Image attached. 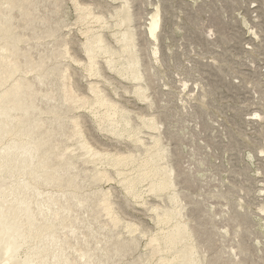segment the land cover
Instances as JSON below:
<instances>
[{
	"label": "bare ground",
	"instance_id": "6f19581e",
	"mask_svg": "<svg viewBox=\"0 0 264 264\" xmlns=\"http://www.w3.org/2000/svg\"><path fill=\"white\" fill-rule=\"evenodd\" d=\"M137 1L104 0L101 4H88L84 0H0V112H6L0 114V229L7 220L12 222L10 227L7 225L9 228L0 230V264H122L140 247L143 238L148 240L145 257L132 264L146 261L148 264L155 261L157 264H217L213 248L215 244L225 243L222 239L226 240L227 235L230 239L228 252L224 253L226 263L252 264L243 257V252L252 244L243 242L246 224L242 223L243 214L237 210L242 205L236 203V209L230 207L227 196L224 197L227 191L222 192L211 181L202 180L198 185L197 167L208 166L209 161L206 147L198 144L203 128L198 132L200 136L187 125L180 129L191 130L189 137L185 134L188 137L185 144L191 145L194 151H190L200 157L196 161L202 165L191 162L189 155L182 157L181 151L177 156L181 155L182 160L175 162L178 149L174 151L176 142L169 139L174 133L168 134L165 122L157 116L160 111L144 112L145 108L153 110L159 102L169 103L163 99L169 94L160 90L162 85L159 86L157 79L168 58L160 44L165 18L160 6L162 1L150 0L151 5H156L151 13L143 0H139V5ZM69 2L78 13L74 25L69 22L68 25L65 19L69 15ZM52 4L53 9H49ZM241 19L248 28L247 20ZM212 20L216 31L212 29L209 36L201 34L205 43L217 42L218 35L231 42L235 38L231 32L239 33L226 25L221 16ZM75 25L83 38L71 29ZM250 27L251 36H245L252 42V37H259V33L252 24ZM77 44L81 46L80 54L72 47ZM28 56L27 65L21 58L28 59ZM197 64L202 67L203 63ZM26 66L33 70L24 72ZM205 66L212 68V64ZM182 68L190 69L188 65ZM37 69L50 71L45 74L51 82L38 86L31 77ZM188 84L179 87L173 84V88L180 95L187 91L192 95L199 93L198 87ZM24 91L32 105L27 107L33 110L29 113L32 119L24 117V110L16 106ZM121 92L135 96L145 105H137L133 97L126 98ZM39 96L48 99L50 104L53 102V111L46 110L49 104ZM180 99L187 106L174 103L180 111L176 113L179 118L184 116L181 109L189 113L194 108L192 97ZM85 111L96 131L104 137L107 134L127 140L136 147H144V152L124 154L117 148L111 149L96 132L91 135ZM48 114L53 117L46 119L44 116ZM262 120L264 114L259 113L245 123L253 126ZM199 126L200 123L196 127ZM170 140L175 142L173 146ZM45 144L50 148L41 155ZM74 155L80 160L71 161ZM255 158L260 163L264 159ZM111 168L117 176L113 177ZM110 183L124 187L127 205L133 211L137 210L133 205L149 207L158 230L128 214L113 199L118 192L113 184L108 191L101 188L102 184ZM98 185L100 189L93 195L84 193L87 186ZM195 185L201 188L199 191L203 190V201L188 192ZM78 186L79 192L83 191L78 194L90 210L78 208L74 196ZM211 188L218 190L213 192ZM100 197L103 210L95 204ZM151 197L165 204H157ZM215 199L227 201L219 203L225 209L215 211L222 224L217 226V232L213 229L214 222L218 225V221L213 219L209 208L216 204L212 202ZM259 199L260 196L256 198ZM201 204L206 216L196 215L201 211ZM260 212L264 213L263 206ZM249 228L246 229L249 231ZM5 234L9 238L7 243ZM259 261L262 257L257 256L255 264Z\"/></svg>",
	"mask_w": 264,
	"mask_h": 264
},
{
	"label": "rangeland",
	"instance_id": "374dc122",
	"mask_svg": "<svg viewBox=\"0 0 264 264\" xmlns=\"http://www.w3.org/2000/svg\"><path fill=\"white\" fill-rule=\"evenodd\" d=\"M84 1L89 2L88 4H101L104 2V0ZM141 1L138 0L137 5L141 4ZM143 1L145 2V4L143 3V5L146 7L149 13L156 9V5H151L152 0ZM161 1L162 4H160V6L162 8V11L164 10L163 17L165 16V18L164 22H162L163 29L161 28L162 31L160 35V44L165 54H167L166 56L168 58V61L167 63L165 62L164 67H162L161 69V73L158 75L159 78L162 77L163 79H157L159 80V86L162 85L160 87V90L166 91L165 93L169 94L168 97L163 98L164 100L168 99L169 103L159 102L158 106L153 110L145 108L144 112H146L147 114H157L160 111L159 114H161H157V116H160L159 118L163 119V121L165 122V128L169 130L168 134L174 133L173 136L169 135V139H173V141L176 142L175 143L170 140L172 146L175 143V146H173V148L175 147L174 151L178 149V151H175V153H177L175 162H180L182 160L180 158L181 155L177 156L180 154L178 152L181 151L182 157H188L189 155L188 159L190 158L189 160L191 162H195L197 166L202 165L196 161L200 157L191 152L194 151L193 149H191V145H186L185 143H188L187 138L189 137V133H191V128H194L197 133L199 132V130H201V128H203V133L201 134L203 141H198V144H200L202 148L204 146L206 147L205 150L209 154V161L206 163L208 166L202 165L201 168L197 167L200 170V173H198L197 175L200 180V182H198V185L200 186L202 180L211 181L212 184H216V186L218 185L219 188L221 187V190L223 189L222 192L227 191L224 197L227 196L226 198H228L227 200L229 201L230 207H234L236 209V206H238L239 204L242 205V208H237V210L239 213L241 212L244 215L243 216L240 213L242 215V218L244 217V220L242 219V223H245L247 225H245V227L243 228L245 229V233L244 231H242L244 233H242L243 242L245 241L249 244H252L250 246V249H247L243 252L245 253L243 254V257H246L247 259H249V262L252 261V264H255L257 256H259L260 258L262 257V261H259V264H264V213L262 214L260 212V208L262 206L264 207V159L260 163L255 158V156H262L264 158V153H262L264 151V120L253 126H248L245 123L247 119L255 118L259 113L264 114V77L262 76V74H264V34H262L264 33V0ZM49 9H53V4L49 7ZM67 12L69 14L68 16H65L67 23L69 22L70 25H74L77 21L78 13L76 12V9L71 2H69L68 4ZM217 16H221L223 22H225L226 25H230L239 32H231L232 35L234 34L233 36H231L233 38L235 37L233 41H227L224 39V37L222 38L220 35H218L217 42L214 41L205 43V37L201 34H210V31L212 29H215L216 31V28L213 26L216 24H213L214 22H212V19L216 18ZM146 17L149 18L148 15ZM242 17L243 19L247 20L248 25L251 26L252 24V26L255 27V31L256 29H258L257 32L259 33L258 35L260 39H258L259 37H252L254 41L249 42L250 39L247 40L245 34L251 36L250 33L252 32V30L249 29L251 28L250 26L248 28H245L243 26V24L241 23ZM75 26L71 29L77 32L76 34L79 38H83L78 32L77 26ZM212 26L214 28H212ZM68 30H66V32H68ZM77 45L78 46L72 45V47H74L76 50H79L81 46L79 44ZM245 49L248 51H246ZM80 52L81 51L79 50V54ZM26 57H22L21 61L28 65L29 56L28 59H26ZM198 62L201 64L203 63L202 67L197 64ZM207 64H212L213 69L205 66ZM183 65H188L190 69L183 70ZM28 70L33 69L29 68V66L24 67V72ZM37 70L38 71L34 72L31 77L34 78L33 81L38 86H41L42 83L48 84V82H51L50 76L47 77V75L45 74V71L46 73H50V71L47 72L46 69ZM80 70L81 72L83 71L82 69ZM108 73L112 74L110 72ZM76 78L79 77L76 76ZM173 79H175L176 81L173 82ZM83 81L82 83H85V80ZM184 83H189L188 85L193 88L198 87L199 93L197 91L196 95H192L189 91H187L183 95H180L179 90L176 91L173 87L175 84V87H179V85L182 86ZM83 90L87 91L86 88H84ZM121 93L122 96L126 98L133 97L134 99L132 100H134L137 105L139 103L140 106L141 104L142 106L145 105L144 103H141V101H138L135 96L127 95L123 92ZM24 94L25 91L22 98L18 95L19 102L16 106L19 109L24 110V117H29V113H32L33 110H29L27 107H32V105L31 102L25 98ZM173 94H176L177 96H174ZM58 95L60 97V94ZM63 97L64 95H62V99ZM182 97H192L193 100H191V102L193 101L192 104L194 108L191 109L189 113L187 112V110H185V108L181 109V112H184V118L182 116L181 118H179L180 115L176 116V113L178 114L180 111L174 103H176L179 107H186L187 105L181 102L182 100L180 98ZM39 98L48 103V99L42 98V96H39ZM116 99L118 100V98ZM48 104L49 106L46 110L53 111V102L51 104ZM161 105L163 106V108H161ZM160 108L161 110H159ZM4 113L6 112H0V114ZM83 113H85L86 115L88 114L87 111ZM87 116V127L94 131H91V135L96 132L100 139H102V141L106 143V145H108L111 149L117 148L124 154H127L129 152H144V147H136L133 143H129L127 140L121 141L107 134H105L106 136L104 137L102 134L96 131L95 124L89 117L90 115L88 114ZM44 117L48 119V117L52 118L53 116L48 114ZM29 118L32 119L33 115H31ZM200 121L202 122V124ZM195 122H197V125L198 123H200V128L196 127L197 125ZM183 125L189 126V131L180 130ZM210 126H213L215 130L212 131ZM148 132L150 131L148 130ZM186 133L188 137H185ZM199 133L198 135L200 136ZM175 134H177V136ZM182 140H184V142ZM49 148V145L45 144V151H40L41 155L42 153L45 154L46 150ZM205 150H203L202 152H204ZM74 157V160L71 159V161L77 162L80 160V157H76L75 155ZM90 166L93 168V165ZM186 166H188V164ZM110 172L113 177L117 176L115 174L116 170L111 168ZM111 185L116 187V189L118 190L117 194L113 195V199L116 202L121 203V207L123 209L126 208L125 211H127L128 214L145 220L146 222H148L149 227H152L151 229L155 231L158 230V228L155 227L156 225H154V220L150 217L152 213L148 211L149 207L133 205V208L135 210L137 209L136 211H133L132 207H129L130 205H127L125 199L126 191L123 186L116 183H110L102 184L101 188L105 191H108L110 190ZM198 185L197 187L195 185L192 190L190 189L188 190V192H190V194H192L194 198L198 196L199 200L203 201L204 198H202L201 196L203 194V190L199 191L201 188ZM98 189H100L99 185L98 187L96 186L94 188H90L87 186L84 193L86 195H93ZM211 189V191L213 192H217L216 190H218L216 188ZM242 189L244 190L242 191ZM80 190L81 189L78 186V189L74 191V196L77 197V199L75 200L79 205L78 208L90 210V208H88L87 206V202L81 200V196H79L78 193H83V191L79 192ZM68 192H70L69 188ZM259 196L260 199L256 200V198ZM205 197L207 198V196ZM150 200H153L157 204L163 202L162 200L156 199L155 197H151ZM166 202L167 204H169L168 199ZM212 202L216 203L217 205L212 204L213 206H210L209 203L205 204H208L209 208H211L210 214L213 219L218 221V225L213 221L215 223V225L213 224V230L216 231L217 226L220 227L222 224L220 221L221 218L219 216H215V213L217 212V210L225 209L223 205H220V202L226 203L227 201H224L222 199H215L214 201L212 200ZM101 203L102 197L97 199L95 204L97 205L98 209L103 210V207H100ZM236 203H238V205ZM124 204L126 207L124 206ZM200 208L201 211H198L196 215L206 216V214L202 211V204L200 205ZM234 208H232L233 211ZM258 214H260V216H257ZM11 223L12 222H10V220H7L6 222H4V227H2L1 229L9 228ZM247 227H250L249 231L248 229H246ZM137 234L138 235L136 236H139V233ZM228 239H230V236L228 237L227 235L226 240L222 239V241H225V243H220L217 245L215 244L213 248L214 256L217 257V264H227V260L225 259V257L227 256L224 253L228 252ZM8 241L9 238L6 235V237L4 238V242L7 243ZM147 241V239H141V244L139 245L140 247L137 248V250H135V252H133L122 264H132L135 261L139 260L140 257L144 258V255L147 251V249L145 248V245H147ZM126 248L130 249L129 247ZM107 261L108 263L110 262L109 260ZM140 264H148V262L146 261ZM150 264H157V261Z\"/></svg>",
	"mask_w": 264,
	"mask_h": 264
}]
</instances>
